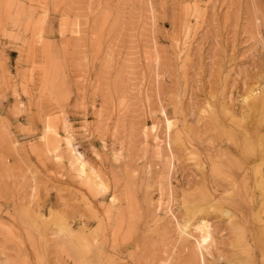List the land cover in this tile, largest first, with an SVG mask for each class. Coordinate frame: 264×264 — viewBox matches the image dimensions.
<instances>
[{"label": "rangeland", "instance_id": "1", "mask_svg": "<svg viewBox=\"0 0 264 264\" xmlns=\"http://www.w3.org/2000/svg\"><path fill=\"white\" fill-rule=\"evenodd\" d=\"M0 264H264V0H0Z\"/></svg>", "mask_w": 264, "mask_h": 264}, {"label": "bare ground", "instance_id": "2", "mask_svg": "<svg viewBox=\"0 0 264 264\" xmlns=\"http://www.w3.org/2000/svg\"><path fill=\"white\" fill-rule=\"evenodd\" d=\"M70 138H72L70 136ZM76 163L79 165V169L81 172L84 171V168H85V163L83 162V160L81 159V154H77L76 152ZM201 230L205 233L204 237L207 238V235H208V225H207V222H204L202 225H201Z\"/></svg>", "mask_w": 264, "mask_h": 264}]
</instances>
